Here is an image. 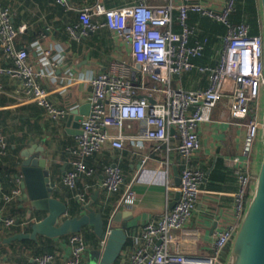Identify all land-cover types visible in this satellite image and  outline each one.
I'll list each match as a JSON object with an SVG mask.
<instances>
[{"label":"crops","instance_id":"0c3cea01","mask_svg":"<svg viewBox=\"0 0 264 264\" xmlns=\"http://www.w3.org/2000/svg\"><path fill=\"white\" fill-rule=\"evenodd\" d=\"M69 1L73 7L83 8L98 0ZM100 1L108 8L124 7L135 2V0ZM182 1L185 0H178V3ZM189 1L215 11H221L226 2V0ZM0 2L10 9L16 26L27 25L26 31L19 35L18 48H27L30 61L44 69L46 76L42 84L50 92V100L57 107L68 111L65 118L54 119L45 107L22 94L18 95L13 80L3 78L5 92L0 93V125L7 137L9 149L7 154L0 156V192L6 196L15 195L10 201H1V211L4 218L15 219L17 224L6 226L0 222V264H39L38 259L47 254L54 256L53 264H67L72 254L69 244L71 234L57 238L39 236L37 240L8 241L16 234L29 232L31 225L44 216L36 212L31 213L30 201L23 187L24 179L21 178L22 151L33 145L45 147L44 156L54 170L59 198L74 209V213H70L69 217L83 213L80 209L83 203L76 201L83 192H86L88 202L96 197L95 208L105 212L107 217L116 213L121 194L109 195L102 187V182L108 165L120 167L126 183H133L138 202L131 209L119 210L130 213L127 217L129 242L115 264H130L135 250L144 245L142 239L144 227L148 223H159L171 209L172 204L179 201L178 178L181 177L183 161L178 150V139L173 138L169 145L159 143L158 150H156L158 143L155 141L145 140L142 147H136L131 138L126 140L125 148L122 150L107 145L102 151L84 158L86 168L92 169L93 174L81 177L76 188L70 189L63 180L65 175L74 169L73 162L78 159L72 153V149L78 146L80 136L79 133L68 132L72 129L68 127L69 106L73 104L82 106L90 102L93 87L89 79L111 71L116 62L132 64L131 44L106 27L80 39L74 38L70 27L80 24L79 13L58 3V0H0ZM256 2L262 33L261 3L260 0ZM102 20L103 18L97 19L99 22ZM206 22L209 23V28L205 27ZM189 23L198 27L196 38H201L204 34L209 38V50L203 57L196 58V63L215 66L227 32L221 29L220 23L197 12L190 13ZM175 30H181L179 22L175 23ZM38 45L52 47L53 56L61 61L60 64L54 68L42 65ZM11 64L0 50V66L6 67ZM135 76L131 74V77ZM138 78L136 76V79ZM152 85L153 82H149V87ZM172 86L185 90L206 89L209 86V77L194 69L175 77ZM139 94L147 95L149 92L140 91ZM151 100L155 101L153 98ZM228 107V103L219 105L217 107L220 108L219 113L215 112L217 108L213 112V122L203 125L199 130L201 149L193 156L192 163L194 167L205 172L206 181L201 186L199 200L191 219L186 227L176 234L175 253L210 254L216 231L231 224H238L242 218L235 202V195L240 188L239 163L235 159L244 161L242 151L247 144L252 117L251 115L239 117L234 124L226 123L223 115L228 111ZM253 113L262 121V94L253 104ZM122 130L124 135L129 137L139 133L141 126L137 122L129 121ZM119 132L118 128H110L112 135ZM262 144L260 129L252 143V153L247 166L248 172L253 175L259 170ZM168 159L171 161L169 170L164 166ZM66 194L69 197H66ZM79 234L84 236L89 247L84 264H90V251L100 247L102 240L94 233L93 226H88Z\"/></svg>","mask_w":264,"mask_h":264},{"label":"built area","instance_id":"2783aa9c","mask_svg":"<svg viewBox=\"0 0 264 264\" xmlns=\"http://www.w3.org/2000/svg\"><path fill=\"white\" fill-rule=\"evenodd\" d=\"M237 2L226 0L223 9L215 11L189 0L181 3L178 0H135L130 5L117 8H108L100 0L83 8L73 7L69 0H58V3L79 13L80 24L70 27L74 38L80 39L106 27L131 44L133 57L132 64L116 62L111 71L88 80L93 87L91 110L81 124L78 146L72 149L78 159L73 162L74 169L65 175L64 184L74 189L81 177L93 174L83 160L102 151L107 145L122 150L126 140L131 138L136 147H142L145 140L155 141L158 150L159 143L169 145L173 138L179 141L178 150L183 161L180 199L159 223H148L144 227V245L135 250L130 264L226 262L242 218L238 224L216 231L212 252L208 255L178 254L174 252V245L176 234L191 219L201 186L206 181L205 172L192 163L193 156L201 149L199 130L213 122V112L221 104H229L228 111L223 115L226 123L234 124L239 117H252L247 144L242 151L244 161L235 159L240 169V188L235 202L242 217L256 180V175L249 173L247 166L252 143L262 126L259 117L253 113V104L260 99L264 88V38L262 33L252 35L247 23L235 25L230 22ZM191 12L209 16L228 27L215 66H197L194 63V59L203 55L205 42L197 41L190 45L191 37L196 34V28L188 23ZM98 18L103 20L99 22ZM176 22L180 24V31L175 30ZM26 29L27 25L14 24L10 9L0 2V50L12 63L6 67L0 66V93L5 92L3 78L7 77L15 82L18 95L22 94L45 107L54 119L65 118L68 111L50 100V92L42 84L46 76L44 69L30 61L27 48H18L19 35ZM38 48L42 65L54 68L60 64L61 61L53 56L52 47L38 45ZM194 69L208 75V88L185 90L172 86L175 77ZM132 73L139 78L131 77ZM149 82H153L150 87ZM229 85L233 87V92L229 91ZM140 91H148L149 94L140 95ZM129 121L139 123L141 131L128 137L122 129ZM110 128H118L119 134L112 135ZM8 149L9 143L0 125V156L7 154ZM170 162L169 159L164 162L168 170ZM102 187L109 195L121 194L116 212L131 209L138 202L133 183H126L118 165L105 168ZM14 195L6 196L0 192V222L6 226H14L17 222L2 216L1 201H10ZM79 198L83 204H87L86 192L81 193ZM111 231L108 226L107 235ZM106 243L107 240H102L101 247H105ZM69 244L72 254L67 264H84L89 251L84 236L71 234ZM54 261L51 254L38 259L39 264H53Z\"/></svg>","mask_w":264,"mask_h":264},{"label":"water","instance_id":"95a60500","mask_svg":"<svg viewBox=\"0 0 264 264\" xmlns=\"http://www.w3.org/2000/svg\"><path fill=\"white\" fill-rule=\"evenodd\" d=\"M264 38V0H260ZM263 115L261 126L262 151L260 154L259 170L256 180L248 197V202L239 229L230 247L225 264H264V88H263ZM68 132L82 134L81 122L89 115L91 103L69 106ZM76 128H79L77 130ZM45 147L30 146L22 151L21 171L29 198L31 213L44 214L43 218L33 223L29 232L12 236L8 241L33 239L39 236L48 238L63 237L81 233L88 226L94 227V233L101 240H107L105 247H98L90 251V264H115L122 256L128 244V216L130 213L118 211L106 216L105 212L95 208L96 197L87 204H82L79 215L70 216L74 209L59 198L57 183L54 180L53 168L44 156ZM181 185V177L178 178ZM178 193V199H180ZM66 197H69L66 194ZM79 197L76 198V201ZM177 204H172L171 209ZM124 217V218H123ZM111 233L107 235V227Z\"/></svg>","mask_w":264,"mask_h":264},{"label":"trees","instance_id":"16d2710c","mask_svg":"<svg viewBox=\"0 0 264 264\" xmlns=\"http://www.w3.org/2000/svg\"><path fill=\"white\" fill-rule=\"evenodd\" d=\"M207 18L214 20L213 18L206 16ZM259 10H258V6H257V2L256 0H238L237 4H236V9L235 11L230 15V22L235 24V25H239L242 23H247L250 25V31L252 35H258L261 34L260 32V24H259ZM216 21V20H214ZM189 23V20H188ZM221 24V29L223 31H228V27L226 24L222 23V22H218ZM190 26L195 27V25H191L189 23ZM209 25L208 22H206L205 27H207ZM224 25V26H222ZM225 27V28H224ZM196 28V27H195ZM209 28V26H208ZM196 34H198V27L196 28ZM195 34V35H196ZM193 35L190 39V45H194L197 41H201V42H205V49H204V53L207 52L208 49V45H209V38L206 36V34L202 35L201 38H196V36ZM196 38V39H195ZM192 40H194L192 42ZM195 42V43H194ZM200 56V57H203ZM198 57V58H200ZM194 63L197 66H212V65H207V64H203V65H199L196 63V60L194 59Z\"/></svg>","mask_w":264,"mask_h":264},{"label":"rangeland","instance_id":"374dc122","mask_svg":"<svg viewBox=\"0 0 264 264\" xmlns=\"http://www.w3.org/2000/svg\"><path fill=\"white\" fill-rule=\"evenodd\" d=\"M230 87H231V89H229V91H230V92H233V87H232L231 85H229V88H230ZM219 111H220V108H217V109L215 110L216 113H219ZM79 202H80V203H83L82 200H81L80 198H79Z\"/></svg>","mask_w":264,"mask_h":264}]
</instances>
